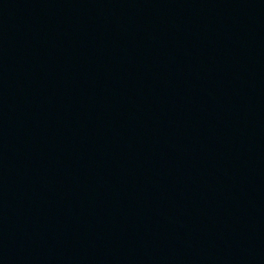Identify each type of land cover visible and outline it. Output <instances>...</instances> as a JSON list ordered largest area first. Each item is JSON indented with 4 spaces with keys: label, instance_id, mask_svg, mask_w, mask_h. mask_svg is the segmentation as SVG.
Listing matches in <instances>:
<instances>
[{
    "label": "water",
    "instance_id": "95a60500",
    "mask_svg": "<svg viewBox=\"0 0 264 264\" xmlns=\"http://www.w3.org/2000/svg\"><path fill=\"white\" fill-rule=\"evenodd\" d=\"M0 264H264V0H0Z\"/></svg>",
    "mask_w": 264,
    "mask_h": 264
}]
</instances>
